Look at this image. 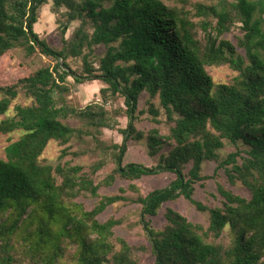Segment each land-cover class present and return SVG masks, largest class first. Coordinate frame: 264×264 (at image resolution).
<instances>
[{"label": "trees", "instance_id": "1", "mask_svg": "<svg viewBox=\"0 0 264 264\" xmlns=\"http://www.w3.org/2000/svg\"><path fill=\"white\" fill-rule=\"evenodd\" d=\"M50 1L66 8L62 46L35 29L38 9ZM73 21L80 23L69 37ZM237 23L234 42L227 34ZM97 46L105 52L95 65ZM9 56L24 71L0 83V132L22 133L0 157V264H141L147 247L118 233L125 220L101 218L132 199L125 187L115 194L101 188L160 171L176 178L138 196L133 223L149 239L154 264H264V0H0V74ZM73 58H82V69L71 66ZM219 66L235 72L230 81L215 80L210 68ZM98 79L107 84L101 99L70 103L76 83ZM109 95L127 105L121 144L100 138L111 126ZM19 97L25 102L15 103ZM147 113L152 126L141 129ZM87 137L92 153L105 154L88 166L73 160L85 153L71 143ZM130 139L146 141L154 166L122 165ZM53 140L62 146L56 164L42 159ZM109 150L116 166L99 180ZM207 161L248 195L219 183L220 203L197 200L196 185L210 178ZM182 197L207 222L167 205L155 227L151 217Z\"/></svg>", "mask_w": 264, "mask_h": 264}, {"label": "rangeland", "instance_id": "2", "mask_svg": "<svg viewBox=\"0 0 264 264\" xmlns=\"http://www.w3.org/2000/svg\"><path fill=\"white\" fill-rule=\"evenodd\" d=\"M208 2H218V0H206ZM65 7L58 8L53 2L46 3L38 9V21L35 24L36 31L40 34L43 39H46L50 45L53 46H62L63 42L61 41L62 36V27L67 22V17L65 16ZM79 21H73L69 24L68 36L74 33L75 29L79 25ZM242 30L240 24L237 23L236 26L232 28V31L227 34V37L237 41V35L241 34ZM20 50H16V53H19ZM105 52L103 46H97L94 50L93 61L95 65L99 64L101 55ZM241 53H244V50H240ZM19 55V54H18ZM45 58H38L37 62L39 64H44L47 62ZM16 57H8L4 60V73L0 74V83L3 84H12L18 78H20L19 72L23 74L24 67L20 64H16ZM70 64L74 69L83 67L82 58H73L70 59ZM22 67V68H21ZM211 73L213 74L216 81H230L231 77L235 73L229 66H219L211 67ZM1 72V71H0ZM71 80H73L70 77ZM107 84L102 79L98 80H87L83 83H76L74 91L68 95L69 101L72 104L85 106L86 104L101 99V89L106 87ZM147 95H144L143 99L139 104V111L145 107V99ZM25 99L19 97L15 103H24ZM106 106L109 110V122L110 127L104 128L103 133L100 136L103 145H112V144H121L125 141V134L122 132V129L127 128L129 124V115L127 113V105L125 103L124 97H114L110 96L107 99ZM14 113V106L11 107L9 114ZM151 115L144 114L140 115V120L137 122L138 127L141 129H148L152 126L150 123ZM21 131H16L9 134H4L0 132V157H5L6 146L14 140H17L21 135ZM72 149L74 151L84 152L85 155L79 158L73 157L77 163L83 165H90L99 160V158L104 157V152L101 153H92L91 149L93 147L92 137H87L84 140H79L74 138L72 140ZM62 146L57 141H51L45 150L42 159L46 163L56 164L59 161V156L61 154ZM233 146H228L224 148L221 152L223 155H227L229 152L233 151ZM111 150L106 154L108 159V165L98 174V179H103L115 166V160L111 159ZM69 155L67 159L71 158ZM129 162H140L148 166H154L157 162L156 159L152 158L148 153V147L145 140L137 141L131 140L128 142V149L125 154V157L122 161V165H125ZM205 171L204 173L209 175L210 178L204 184H197L195 189V198L209 205H215L220 203V196H218V184L224 183L227 187L234 189L237 193H242L248 195L247 190L243 189L240 186H232L227 182L226 177L223 175V170L215 171L216 165L212 162H205ZM176 178V175L171 171H160L158 173H153L147 175L138 180H126L120 177L108 187H102V193L115 194L119 193L120 187L126 188V195H128L132 201L121 202L116 205L110 206L107 210L101 215L102 219H107L111 215H116L125 220L124 225L119 228L118 233L126 236L132 242L136 244H143L147 247L144 250L142 255L141 264H154L155 256L151 251V244L147 237L140 236L136 233L134 229V218L138 214V210L142 208V203L136 199L141 194L146 196L151 191L168 186L172 180ZM92 201V200H90ZM94 201V200H93ZM167 205H170L185 214L189 218L198 222H207V214L199 211L197 207L191 203L186 198L182 197L178 201L169 202L164 205L160 212L151 217L152 223L155 227H161L165 222L164 211ZM144 215V214H142Z\"/></svg>", "mask_w": 264, "mask_h": 264}]
</instances>
